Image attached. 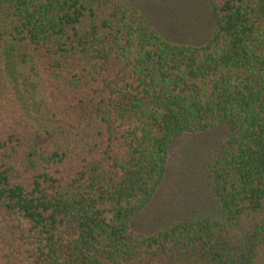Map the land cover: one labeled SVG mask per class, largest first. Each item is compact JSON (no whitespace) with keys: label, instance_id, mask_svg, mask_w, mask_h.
I'll return each mask as SVG.
<instances>
[{"label":"trees","instance_id":"1","mask_svg":"<svg viewBox=\"0 0 264 264\" xmlns=\"http://www.w3.org/2000/svg\"><path fill=\"white\" fill-rule=\"evenodd\" d=\"M209 3L189 45L131 0H0V264H264V0ZM221 127L220 217L136 234L174 142Z\"/></svg>","mask_w":264,"mask_h":264},{"label":"rangeland","instance_id":"2","mask_svg":"<svg viewBox=\"0 0 264 264\" xmlns=\"http://www.w3.org/2000/svg\"><path fill=\"white\" fill-rule=\"evenodd\" d=\"M131 2L168 40L199 45L207 43L216 30V17L209 0ZM227 135L228 129L221 127L207 135L178 138L174 142L167 178L152 202L133 220L132 229L136 234L153 235L186 219L220 217L221 208L209 174L214 151ZM0 223L4 230L12 228L5 218ZM66 236L71 238L76 236V232L72 229ZM18 241L16 243L13 239V248H8L12 259L17 251L27 250L26 242ZM27 261H20V264H28Z\"/></svg>","mask_w":264,"mask_h":264}]
</instances>
